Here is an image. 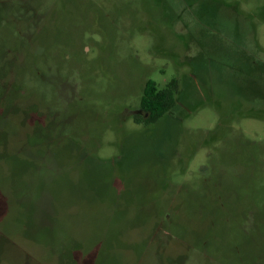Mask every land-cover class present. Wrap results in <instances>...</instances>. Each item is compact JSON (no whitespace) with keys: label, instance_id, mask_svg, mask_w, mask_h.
<instances>
[{"label":"rangeland","instance_id":"374dc122","mask_svg":"<svg viewBox=\"0 0 264 264\" xmlns=\"http://www.w3.org/2000/svg\"><path fill=\"white\" fill-rule=\"evenodd\" d=\"M0 264H264V0H0Z\"/></svg>","mask_w":264,"mask_h":264},{"label":"trees","instance_id":"16d2710c","mask_svg":"<svg viewBox=\"0 0 264 264\" xmlns=\"http://www.w3.org/2000/svg\"><path fill=\"white\" fill-rule=\"evenodd\" d=\"M179 83L176 78L158 88L153 80H147L139 98L142 113L132 115L136 123L154 124L169 113L179 98Z\"/></svg>","mask_w":264,"mask_h":264},{"label":"flooded vegetation","instance_id":"af4514ba","mask_svg":"<svg viewBox=\"0 0 264 264\" xmlns=\"http://www.w3.org/2000/svg\"><path fill=\"white\" fill-rule=\"evenodd\" d=\"M139 111H141L140 113H142L143 111L140 109V107L138 108ZM135 114V113H134ZM47 123V116L45 115L44 113V116H43V124L46 125ZM11 127V126H10ZM12 128V127H11Z\"/></svg>","mask_w":264,"mask_h":264},{"label":"water","instance_id":"95a60500","mask_svg":"<svg viewBox=\"0 0 264 264\" xmlns=\"http://www.w3.org/2000/svg\"><path fill=\"white\" fill-rule=\"evenodd\" d=\"M141 111H139V110H137L136 112H134V113H140Z\"/></svg>","mask_w":264,"mask_h":264}]
</instances>
